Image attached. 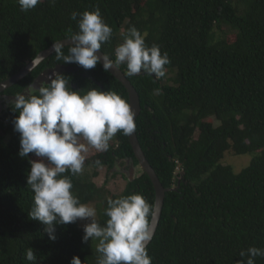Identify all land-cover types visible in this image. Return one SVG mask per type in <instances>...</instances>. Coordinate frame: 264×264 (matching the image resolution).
I'll list each match as a JSON object with an SVG mask.
<instances>
[{
  "label": "trees",
  "instance_id": "obj_1",
  "mask_svg": "<svg viewBox=\"0 0 264 264\" xmlns=\"http://www.w3.org/2000/svg\"><path fill=\"white\" fill-rule=\"evenodd\" d=\"M96 8L112 28L110 41L101 46L110 59L115 60V48L135 26L146 33V46H158L170 60L158 79L143 70L127 76L140 97L136 131L141 147L162 184L175 188L166 192L147 246L151 264H247L241 251L264 249V0H41L27 11L18 0H0V82L40 51L78 32L80 15L72 20L73 12ZM69 47H63L64 55ZM58 64L78 68L61 74L70 90L81 95L92 88L113 91L129 103L125 86L101 63L85 70L58 60L55 52L3 92L11 98L0 110V264H31L25 256L29 248L37 264H70L73 256L82 264H97V240L82 243L79 220L55 225L53 241L28 214L34 193L27 175L30 160L37 158L18 155L20 134L13 121L19 110L12 101ZM118 66L126 73L125 64ZM109 145L106 152L89 147L84 167L138 164L129 136L118 132ZM229 149L254 157L235 172L223 163ZM63 175L71 179V191L81 203L98 204L101 226L108 219L109 198L141 194L154 207L153 183L141 170L132 181L127 176L125 189L117 194L90 177ZM255 264H264V256L255 257Z\"/></svg>",
  "mask_w": 264,
  "mask_h": 264
},
{
  "label": "clouds",
  "instance_id": "obj_2",
  "mask_svg": "<svg viewBox=\"0 0 264 264\" xmlns=\"http://www.w3.org/2000/svg\"><path fill=\"white\" fill-rule=\"evenodd\" d=\"M40 2L18 0L24 11L35 8ZM77 15H80L79 31L71 35L69 54L64 55L62 41L52 44L58 60L75 63L85 70L94 69L102 62L105 72L125 64L127 76L139 75L142 70L157 79L165 76V65L170 63L168 54L162 55L158 46H146V33L142 35L135 26L130 27L124 42L115 48V60H112L99 54L102 44L112 36V28L103 20L100 9L82 14L73 12L71 19L76 20ZM43 58L42 55L34 57L29 71ZM47 81H41L38 88L29 84L26 91L12 101L19 110L13 121L14 131L20 134L18 155L24 158L31 153L37 158L30 160L27 175V185L34 193V206L28 214L45 226L44 231L53 241L55 225L89 221L83 227L82 243L90 238L98 240L97 264H151L147 244L153 235L149 217L154 215V207L141 194L109 198L104 210L108 219L106 225L101 226L96 219V208L81 203L71 191V179L63 175L82 173L89 147L106 152L109 141L118 132L132 135L136 128L133 108L113 91L92 88L81 95L80 91L70 90L63 75L55 71ZM95 163L101 164L99 160ZM245 255L247 264H255V257L264 256V249L250 247L247 252L241 251L240 256ZM25 256L31 264H37L32 248ZM70 264L82 262L78 256H73Z\"/></svg>",
  "mask_w": 264,
  "mask_h": 264
},
{
  "label": "water",
  "instance_id": "obj_3",
  "mask_svg": "<svg viewBox=\"0 0 264 264\" xmlns=\"http://www.w3.org/2000/svg\"><path fill=\"white\" fill-rule=\"evenodd\" d=\"M70 38H64L62 40L56 41L55 43L62 41L64 43V46H68L71 43ZM53 53L54 52L52 50V45L50 47L40 51L35 58H39L40 55H42L44 58L41 59L40 62L37 65H35L31 71H29V68L31 66L33 59L31 61L27 62L26 65L23 68H21L18 72H16L12 76L8 77L7 79L1 81L0 82V93L4 92L6 89L13 86L14 84H16L17 82L22 80L25 76L30 74L38 65H40L45 59H47ZM99 54L103 55L105 53L102 50H100ZM101 64H102V62H101ZM77 69H78L77 67L64 65V64H58L53 68H50V69L43 71L36 78V80L33 84H35V86L38 88L40 85V82L41 81H47V78L50 75H52L53 71L62 74L64 72H74ZM110 73L114 77H116L127 89L128 95H129V104L131 105V107L133 108V110L135 112L134 123L136 125L137 118L141 112V103H140L139 94H138L137 90L135 89L134 85L128 79L127 75L124 73L123 70L120 69L119 66H117L116 69L115 68L111 69ZM47 82H50V81H47ZM129 141H130V144L133 148L135 157L138 160V164L136 166L132 165V167H131L129 180H131V181L134 180V178L136 177L134 175V168H138L139 170H141V172H145L148 174L149 178L151 179V181L153 183L154 189H155V202H154L155 212H154V215H152L151 220H150V227L152 229V233H153L152 239H153L155 232L158 228L161 216H162L166 192L169 190H174L175 188L168 189L160 181L156 171L154 170V168L152 167V165L150 164V162L146 158V155H145V153L141 147V144H140L139 139H138L136 128H135L134 133L129 136ZM152 239L148 242L147 246L150 244Z\"/></svg>",
  "mask_w": 264,
  "mask_h": 264
},
{
  "label": "rangeland",
  "instance_id": "obj_4",
  "mask_svg": "<svg viewBox=\"0 0 264 264\" xmlns=\"http://www.w3.org/2000/svg\"><path fill=\"white\" fill-rule=\"evenodd\" d=\"M224 30H230V28L227 25H223ZM169 79H173L174 73L169 72L168 73ZM169 84H172V80H169ZM216 125L219 124V122H215ZM1 133V132H0ZM10 135L6 134V139H10ZM254 156L252 154H246V155H236L234 152L229 149L225 152L223 163L229 164L232 166L235 172H240L242 169L247 167L252 160ZM134 166V165H133ZM132 164L126 162L118 161L112 169H108L107 167H95V166H85L83 168L82 173H80L83 177H90L97 185L102 186L105 185L106 188L111 193H121L126 186L127 179L126 177L130 175ZM140 172L138 168H134V175L137 176V174ZM88 205L93 206L97 210V217L99 216V209L98 204L95 202L88 203ZM80 225L84 227V224L88 223L87 220H79ZM98 243V240L96 244Z\"/></svg>",
  "mask_w": 264,
  "mask_h": 264
},
{
  "label": "flooded vegetation",
  "instance_id": "obj_5",
  "mask_svg": "<svg viewBox=\"0 0 264 264\" xmlns=\"http://www.w3.org/2000/svg\"><path fill=\"white\" fill-rule=\"evenodd\" d=\"M11 96H8L6 94L0 93V110L3 108H7V106L10 103Z\"/></svg>",
  "mask_w": 264,
  "mask_h": 264
}]
</instances>
